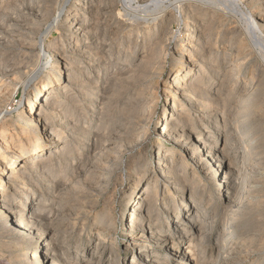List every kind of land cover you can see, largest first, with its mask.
I'll use <instances>...</instances> for the list:
<instances>
[{
	"label": "bare ground",
	"instance_id": "obj_1",
	"mask_svg": "<svg viewBox=\"0 0 264 264\" xmlns=\"http://www.w3.org/2000/svg\"><path fill=\"white\" fill-rule=\"evenodd\" d=\"M24 1L0 0V18ZM56 1L59 6L53 23L38 31L39 40L20 48V60L10 61L12 63L3 66L0 60V105L12 99L7 82L2 83L7 76L18 75L35 62L36 67L31 74L28 72L29 78L27 76L28 83H32L50 64L51 56L61 63L57 74L45 76L36 93L23 103L25 114L22 121L25 126H31L30 131L24 132L22 127H16L18 134L14 135L17 140H11V136L8 141L5 131L9 126L5 127V115L0 117V264L5 254L7 262L11 264H39V261H42L41 264H72L65 258L71 250L65 244L68 238L59 239L57 234L54 237V233L62 228L61 222H57V213L69 207L57 204L56 197L59 190L67 186L87 162L88 155L96 146L99 129L109 132L117 125L130 126V123L136 122L132 131L125 129L127 132L119 145L115 138H105L104 144H116L121 150L117 156L129 151L124 144L130 143L129 148H132L145 135L143 125L153 116L154 111L149 106L156 100L158 83L154 84L148 79L149 86H153L149 97H143L144 90L141 89L136 93V101L128 97L111 109L104 108L98 102L111 83L121 86L125 81L121 88L125 96L135 91V85L140 80L133 82L135 76L130 73L140 68L144 58L157 64L161 62L162 53L171 44L168 35L171 34L172 24L179 28L177 33L181 38L179 46L175 47L177 59L172 80L175 85L172 87L171 84L166 90L179 92L167 96L171 99L170 109L163 114L160 135L174 143L185 156L173 146L156 143L154 156L158 171L138 179L139 183L146 182L145 191L150 190L137 198L127 217L131 243L126 246L136 252L126 264H162L155 256L156 252L151 251L150 254L146 242H153L165 250L167 261L203 264L207 259L200 246L208 243L216 221L222 227L214 242V254L209 256L206 264H255L232 240L231 236L235 235L232 234L229 219L225 216L214 217L210 223L203 216L204 212L200 211L201 206L196 204L195 197L204 190L197 183L200 180L194 182V179L202 173L203 180L210 182L224 201L232 198V195L242 194L239 198L244 197V168L253 157L251 145L241 136L239 126L231 125L228 120L235 112L244 114L250 102L244 97L237 98L235 109L230 105L229 96L237 92L249 93L254 80L264 78V0ZM35 4L29 14L41 22L48 20L50 8L42 2ZM30 15L26 18H31ZM60 25H64L63 35L55 43H47ZM35 47L40 49V55L32 61L31 51ZM133 61L139 62L136 64ZM250 62L254 64L251 67ZM146 76L142 80H147ZM226 84L231 88L225 97L217 100ZM180 96L190 99V106L177 105L176 97ZM89 111L91 115H88ZM105 112L112 117L104 122ZM95 116L98 117L96 121ZM92 121L96 125L90 126ZM7 151L11 156L5 155ZM239 168L243 170L241 175ZM188 174L192 177L189 201L183 196L186 185L182 186L184 182L178 183L184 181ZM158 188H161L163 197L160 210L155 209ZM169 192L181 196L180 203L175 204L174 199L171 200L175 212L167 215L168 208L164 203L165 198L170 196ZM192 202L195 204L190 206ZM161 212L167 217L168 229L177 228L181 219L190 222L194 229L190 233V241H195L175 248L172 242L169 245L168 229L153 231L148 223L144 227L145 221H149L153 215L159 217ZM75 215V222L65 228L64 235L74 232L77 226L82 231L90 218L93 220L91 227L97 232V237L90 241L92 250L82 264H115L118 255L106 248L104 239L99 237L104 232L99 225L109 227L111 221L102 214L94 213L91 207L89 210L78 208ZM2 229L5 233L26 232L27 237H21L20 241H2ZM136 229L141 232L138 237L133 235ZM27 238L39 248L42 244L37 242L40 240L43 243L44 259L42 253L36 252L31 257L23 253ZM75 254H79L77 249ZM262 261L261 264H264V258Z\"/></svg>",
	"mask_w": 264,
	"mask_h": 264
},
{
	"label": "rangeland",
	"instance_id": "obj_2",
	"mask_svg": "<svg viewBox=\"0 0 264 264\" xmlns=\"http://www.w3.org/2000/svg\"><path fill=\"white\" fill-rule=\"evenodd\" d=\"M31 1L25 0L23 4L16 8H12L11 11L9 10L5 15H3V17L0 18V60L2 66L12 63L15 60H20V48H26L27 46H25V44H35L39 40V32L43 31L48 24L53 23L55 18L54 14L56 13V9L59 6L56 4L57 1ZM36 2H42L46 4L48 8H50L51 15L49 16L48 20H42L43 22H41V20H38L37 18L35 20V18L29 14V12L34 9ZM248 10L250 9L248 8ZM28 15H30L29 17L31 18H26ZM63 28L64 25H60L58 31H54L48 38L47 43H55L57 39H59V36L63 35ZM171 28V34L168 35L171 44L162 53V59H160L161 62L157 64L154 61H151L149 58H144L140 68L133 69V72L130 73L132 76H135V80H132L133 82L140 80L138 84L135 85V91H130L131 93L125 96L123 89L121 90L122 85L124 86V83H126L125 81L122 82L123 84L121 83V86H119L120 84L113 86V83H111L105 92L101 94V98L98 102L100 105L102 104L104 108L111 109L117 102H121L122 104L128 97L136 101V95L141 89L144 90L143 97L144 95L149 97L153 86H149L148 79L154 84L158 83L156 100H154V102H152L149 106V108L154 111L153 116L150 121H145L143 125L145 128V135L140 137L138 144L132 148H129V146H131L130 143L124 144L127 145L129 151L123 153L121 156H117L121 150H118L116 146L123 141L122 138L127 132L126 130L132 131L135 128L136 122L130 123V126L117 125L115 128H113V130H109V132L99 129L96 137V146L88 155L86 160L87 162L77 171V175L72 179V181L67 186L62 187L59 190V194L56 197L55 202L57 204L60 203L65 206L69 205V207L63 209L62 212L58 211L56 218L57 222H61L62 228H59L58 231L54 233V237L55 234H57L58 236L56 237L59 239L68 238L65 241V244L66 246L70 247L71 250L69 251L70 253L68 252L69 255H67L65 258L72 264H75V262L77 264H82L87 258V255L92 250L90 241L97 237V232L94 227H91L93 226L92 218L89 219L88 225H86L82 231L81 228L77 226L74 229V232L64 235L66 230L65 228L69 227L68 225H71V223L75 222V214L78 208L89 210L90 207L94 213L102 214L109 222L111 221V225L109 227H106L103 224H98L100 226L99 228L104 229V232L100 234L99 237L104 239V246H106V248L112 249L118 255L117 259L114 260V263L126 264L132 254H135L136 252H133L131 248H127L126 246V244L131 243L130 233L128 232L129 220H127V217L131 213L132 207L134 203H136L137 198L142 194L149 193L150 190L148 189L145 191L146 182L141 181L139 183L138 179L143 175L146 176L147 173L149 174L150 172L158 171L156 169V159L154 156L156 152V143L160 142L162 145L168 147L173 146V148L178 153L185 156V153L176 147L174 143L165 140L163 136L160 135L161 124H163V114H165L167 110L170 109L169 107L171 99H168L169 97L167 96L175 94L177 95L179 92L177 91L175 93L172 89L166 90L171 86V84L172 87L175 85L172 83L174 78V70L176 67L175 60L177 59V51L175 50V47L179 46V39L181 38L177 33L179 29L177 25L172 24ZM172 35H174V39L172 38ZM38 55H40V49L35 47L34 50L32 49L31 51V58L33 57L31 60H37ZM114 55L116 56V53ZM122 60H124V58H122ZM133 62L137 64L139 61ZM49 63V67L47 66V68L41 72V74H39L32 83H28L27 76L29 78L31 74L30 72L36 67L35 62L30 64L29 69L27 67L24 72L18 75L13 74L12 76H7L2 82H7L6 84L8 85V91L10 96L12 95V99L9 98V100H5V102L0 105V117L5 115L4 122L7 125L5 127L8 128L9 126L8 131H5L8 141L10 140L11 136V140H17V137L14 135L18 132L15 130L16 127H22L24 132L30 131L31 126H25V122L22 121L23 115L25 114L23 103L28 99V97H32L36 93L39 83L44 79L45 76L48 77L50 74H57L59 65H61V63L56 60L54 56H51ZM253 65V62L249 63V67ZM188 66L192 68V66ZM145 75H148L145 77L147 80H142V77ZM11 77H14V81H10L12 79ZM15 85H18V87ZM230 88L231 85L226 84L224 86L223 93L217 97V100L225 97L227 95V91ZM242 97L250 102L249 109H246L244 114H236V112L233 113L234 116H229L228 121L232 123L231 125L239 126L241 136H244L247 139V143L251 145L253 157L252 160L249 161L247 167L244 168V170H246L244 175L246 176V179L243 177L246 180V189L243 193L244 197L239 198L242 196V194H240V196L232 195V198L228 199L227 201H224L223 198L220 199L219 195L217 194L216 190L213 189L210 182L203 180L202 173H200V176L196 177L194 182L199 179L200 181L198 180L199 182L197 183H200V187L204 191L196 194L195 201L198 206H201L200 211L204 212L203 216L207 218L206 220L208 222H210V220L214 217L219 218L225 216L227 219H229L232 226V234L235 235L231 236L232 240L238 243L240 249L244 251L243 254L249 255L250 262L261 264L264 258V78L254 80V86L251 88L249 93L244 92L240 94V92H237V94L233 93L230 95V105L237 109V98ZM37 99V101H39L40 96H38ZM176 99L178 100L177 105L190 106V99L187 100L181 96L176 97ZM176 108L179 109L178 106ZM91 113L92 112L89 111L88 115H91ZM111 117L109 114L107 115V112H105L104 122L111 119ZM97 119L98 117L95 116L94 121ZM212 121H214V119ZM12 125H15V127H11ZM93 125H96V122L92 121L90 126ZM106 125H108V122H106ZM219 127L221 129L220 125ZM245 131H248V134H245ZM108 136L115 138L118 141L117 145L114 144L113 146V144H111L108 146L104 144V140ZM247 136L249 138H247ZM78 148L80 149V147ZM6 154L7 156H11L8 151L5 152V155ZM177 167L175 169H177ZM239 171L241 175L243 170L239 168ZM159 175L160 174H158V177H160ZM169 178L175 179L172 176H169ZM191 179L192 177L188 174L184 181H178V183L184 182L182 186L186 185L187 187V189H185L186 194L184 193L183 195L185 199H188L191 187ZM159 182L163 183V180L159 179ZM25 188H27V186ZM157 192L158 202L157 206H155V209L158 208L160 210V206L163 205L161 188H158ZM169 194L170 196L165 198L166 203H164L168 208L167 215L173 214L175 212L174 203L171 200L174 199V202H176L175 204L180 203L178 201L179 197L181 196L175 192H169ZM91 196L94 197L91 198ZM131 202H133V204ZM194 204L195 203L192 202V205L190 206H193ZM145 207L146 205L143 207V209H145ZM179 212L181 214L180 210ZM162 213L163 212H161L159 217L153 215L149 221H145L144 227H146L148 223L153 231H157L158 229L167 230V217L165 213ZM221 227L222 225L216 221L213 225V232L209 235L208 243L200 246L201 250H204V258L207 260L210 255L214 254V242L215 239L218 238ZM168 231H170L169 245H171L172 242V246L175 248L182 245L185 247L189 242L193 243L195 241H190V233H193L194 231L192 224L190 222L186 223L182 219L180 220L177 228L175 226L170 227ZM133 235L137 237L140 236V230H134ZM21 237H27L26 232H20L17 234L7 232L5 233V231L2 229V241L5 239H14L13 241H20ZM37 243L42 244L40 248L36 245L34 246V244L29 239L25 240L23 253H25L28 257L33 256L36 252L42 253L41 256L44 259V250H42L43 243L40 240ZM108 245L111 246L109 247ZM145 246L148 247L150 254L151 251L154 253L156 252L155 256L161 260L162 264H176L172 260L167 261V254L165 250L160 248V246H157L155 243L146 242ZM76 249L79 251V254L77 255L75 254ZM207 260L204 261L203 264H206ZM41 263L42 261H39V264ZM2 264H11L7 262L6 254L2 259Z\"/></svg>",
	"mask_w": 264,
	"mask_h": 264
}]
</instances>
